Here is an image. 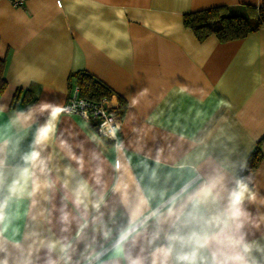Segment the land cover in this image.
I'll return each mask as SVG.
<instances>
[{
  "label": "clouds",
  "instance_id": "obj_1",
  "mask_svg": "<svg viewBox=\"0 0 264 264\" xmlns=\"http://www.w3.org/2000/svg\"><path fill=\"white\" fill-rule=\"evenodd\" d=\"M5 115L0 264H264V197L240 175L246 157L186 152L173 165L181 179L161 184L176 145L142 156L146 133L126 146L107 120L81 138L86 125L59 127L73 110L46 99L0 103Z\"/></svg>",
  "mask_w": 264,
  "mask_h": 264
},
{
  "label": "crops",
  "instance_id": "obj_2",
  "mask_svg": "<svg viewBox=\"0 0 264 264\" xmlns=\"http://www.w3.org/2000/svg\"><path fill=\"white\" fill-rule=\"evenodd\" d=\"M260 2L27 0L14 6L0 0V58L6 80L0 103L9 109L40 99L64 103L76 87L69 74L87 71L111 90L107 105L121 113L118 136L126 146L135 145L143 133L142 156L176 145L175 160L166 161L168 166L157 173L161 184L181 179L173 165L186 152L242 160L258 147L260 163L240 175L264 197V25L241 38L220 41L214 34L199 40L182 23L190 11ZM17 89L22 92L14 104ZM26 89L34 95L28 104L22 101ZM133 98L138 100L135 106ZM6 118L0 117V123ZM81 124L86 125L81 138L88 132L100 134L93 122L76 113L62 118L59 127L81 131ZM133 128L143 131L134 133ZM27 144L25 140L22 148ZM147 163L152 166L151 160Z\"/></svg>",
  "mask_w": 264,
  "mask_h": 264
},
{
  "label": "trees",
  "instance_id": "obj_3",
  "mask_svg": "<svg viewBox=\"0 0 264 264\" xmlns=\"http://www.w3.org/2000/svg\"><path fill=\"white\" fill-rule=\"evenodd\" d=\"M182 23L185 27L191 28L199 40L210 34H214L220 41L241 38L248 32L264 25V0H261L259 5L249 3L236 7L219 5L190 11L183 14ZM4 70L5 60L0 58V91L4 90L6 86ZM69 78H74L75 85L78 87V95L81 97L97 101L111 96L109 87L87 71L71 72ZM21 92V89L16 90L14 104ZM33 100L34 95L31 91L24 90L23 103L28 104ZM120 101L122 108L123 101ZM261 159V151L258 147H255L247 159V168L244 173L256 169Z\"/></svg>",
  "mask_w": 264,
  "mask_h": 264
},
{
  "label": "built area",
  "instance_id": "obj_4",
  "mask_svg": "<svg viewBox=\"0 0 264 264\" xmlns=\"http://www.w3.org/2000/svg\"><path fill=\"white\" fill-rule=\"evenodd\" d=\"M14 6H22L27 0H9ZM109 98L100 100H90L78 95V87H74L73 92L66 98L65 104L68 105L73 113L82 118L93 122L96 130L102 134L105 129L103 123L107 120L113 124L121 122V113L117 110H111L107 105Z\"/></svg>",
  "mask_w": 264,
  "mask_h": 264
}]
</instances>
